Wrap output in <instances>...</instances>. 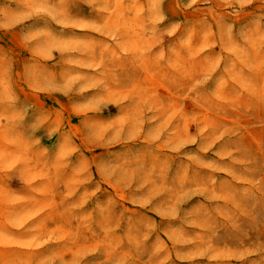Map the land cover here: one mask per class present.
Segmentation results:
<instances>
[{"label": "rangeland", "instance_id": "rangeland-1", "mask_svg": "<svg viewBox=\"0 0 264 264\" xmlns=\"http://www.w3.org/2000/svg\"><path fill=\"white\" fill-rule=\"evenodd\" d=\"M0 264H264V0H0Z\"/></svg>", "mask_w": 264, "mask_h": 264}]
</instances>
